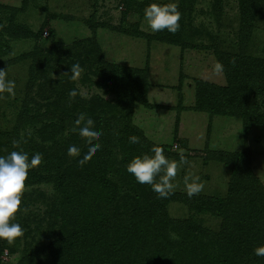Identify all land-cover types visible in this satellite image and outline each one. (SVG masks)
I'll return each instance as SVG.
<instances>
[{
  "label": "rangeland",
  "instance_id": "rangeland-1",
  "mask_svg": "<svg viewBox=\"0 0 264 264\" xmlns=\"http://www.w3.org/2000/svg\"><path fill=\"white\" fill-rule=\"evenodd\" d=\"M124 1L0 0V26L3 25L0 27V68H6L7 78L15 81L14 96L0 94V155L21 149L28 152L33 142L46 156L49 152L46 150L52 145L41 141L37 129L48 118H66L65 122L58 123L64 124L61 133L66 136L75 133L73 121L80 112L91 117L104 114L95 103L98 98L114 103L113 93L103 82L104 73L94 64L97 52L91 55V47L95 46L108 63L140 68L148 64L150 106L134 103L130 118L155 145H164L184 157L186 162L177 172L173 192L186 194L183 176L196 173L204 184L203 191L196 196L226 193L231 162L210 157V151L216 155L223 151H245L249 167L264 186V126L254 124L244 133L238 118L211 117L192 109L194 79L225 83L223 73L214 71L213 47L238 51V0H176L181 22L175 39L181 43L170 41L167 31H162L166 41L157 39L159 32L147 26L143 15L127 10ZM131 1L144 0H128ZM12 22L25 24L34 32L40 30V36L12 37L4 29ZM49 30L54 31L53 37ZM34 45L42 50V55L39 69L31 80L28 72L31 58L19 56L32 51ZM245 51L264 56V3L255 10ZM85 55L89 58L82 62ZM76 62L82 71L72 79L69 71ZM71 89L78 90L75 98L69 97ZM24 103L29 107L27 115L23 113ZM76 135L77 143L83 140L84 144V138ZM14 140L20 143L13 145ZM114 153L115 158H121L118 148ZM121 167L122 163L112 166L116 174L111 176L119 182L114 193L92 185L74 192L67 182L70 180L65 181L66 189L58 193L53 182L25 184L21 204L12 221L18 222L24 232L11 243L0 239V264H53L50 242L70 231L71 223L73 227L75 221L88 218L96 221L97 216L113 213L118 207L125 208L126 198L135 191V185L131 176H126L124 163ZM72 193L76 194L73 198L69 196ZM62 201L66 208L62 207ZM166 209L170 217L189 219V225L193 223L202 228L196 235L187 229L177 232L178 226L168 230L159 263L216 264L218 257L200 255L204 251L201 249L209 247L211 241L202 237L200 243L206 247L200 250L195 244H199L202 235L208 234L206 231H216L221 219L208 211H195L181 200H170ZM93 210L96 213H91Z\"/></svg>",
  "mask_w": 264,
  "mask_h": 264
},
{
  "label": "trees",
  "instance_id": "trees-1",
  "mask_svg": "<svg viewBox=\"0 0 264 264\" xmlns=\"http://www.w3.org/2000/svg\"><path fill=\"white\" fill-rule=\"evenodd\" d=\"M125 1L123 4L127 10H135L141 15L143 8L151 2ZM263 3L264 0H238V51L224 50L216 45L213 47L216 61L224 65L222 73L225 83L216 84L204 79H194L192 109L206 112L211 117L238 118L242 122L244 133L254 124L264 126V56L245 51L250 23L256 8ZM4 29L15 38H38L41 33L40 30L34 32L29 26L19 22L9 23ZM162 31H158L157 39L166 41ZM177 33L179 32L170 33V41L180 42V39H175ZM49 35L53 37L54 31L49 30ZM41 51L34 45L32 51L19 56L31 58L28 69L31 80L39 69ZM92 53L97 55L94 57V64H98V70L104 73V84L114 95V103L111 104L98 98L95 103L103 109L104 114L91 117L96 126L103 130L99 138L101 148L83 164H78L79 157L68 155L69 140H72L71 144L81 148V153L86 150L85 143L83 144V140L77 143L79 137L76 133L63 136L61 132L64 131V124L58 123L65 122L66 118H48L44 124L41 122L43 125L37 129V134L41 136L42 142L52 146L46 150L49 151L46 156L42 154V162L28 170L25 184L53 182L54 190L58 193L66 189L65 181L70 180L67 182L73 186L74 192L92 185L93 188L102 186L114 193L119 182L111 176L116 172L112 166L122 163L123 168V163L126 166L132 156L148 152L155 145L131 123L130 118L134 103L150 106L147 100L148 64L140 68L108 63L102 59L95 46L91 47V55ZM88 58L85 55L82 62ZM180 101L181 99L178 103L182 106ZM22 108L24 115H27L28 104L24 103ZM133 134L140 137L139 143L129 142L128 137ZM158 146L164 149L169 158L181 159V154L167 150L164 145ZM40 148L32 142V148L27 150L29 158L35 152L41 153ZM115 148L119 149L121 158H115ZM209 155L226 163L231 162L230 181L224 195L202 194L189 197L187 194L173 192L167 198H160L150 185L138 183L124 168L126 176H131L130 180L135 185V191L126 198L127 206L123 209L118 207L108 215L97 216L96 221L93 218L75 221L73 227L70 222L72 229L50 242L53 264H160V255L163 254L161 248L166 246L168 230L178 226L177 232L187 229L196 235L202 228L193 223V226L189 225V219L170 217L166 209L170 200H181L195 211H208L221 219L216 231H206L208 234L202 235L198 239L199 244H195L200 250L206 247L200 243L202 237L211 241L209 247L201 249L204 251L200 255L210 254L211 259L218 257L216 264H264V256H257L253 251L264 244V186L249 167L248 154L245 151H223L216 155L210 151ZM63 166L65 171H62ZM75 195L72 193L69 196L73 198ZM61 205L63 208L67 206L63 201ZM93 211L91 213H96Z\"/></svg>",
  "mask_w": 264,
  "mask_h": 264
},
{
  "label": "clouds",
  "instance_id": "clouds-1",
  "mask_svg": "<svg viewBox=\"0 0 264 264\" xmlns=\"http://www.w3.org/2000/svg\"><path fill=\"white\" fill-rule=\"evenodd\" d=\"M181 12L176 0H151L143 8V21L153 31L167 30L175 33L180 28ZM234 62V60H233ZM82 71L78 62L70 67L72 79H76ZM214 71L222 73L224 65L220 61L214 64ZM15 95V81L7 78L6 68H0V94ZM77 89L69 91V97L75 98ZM72 131L84 138L86 150L81 153V148L76 144H70L67 152L69 156L79 157L78 164H83L93 153L101 148L99 138L103 134L101 127L96 126L95 121L85 112H80L73 121ZM129 142L136 144L140 137L130 135ZM19 140H14L13 145H18ZM43 159L42 153L36 152L29 158V153L24 150H12L6 155H0V239H6L9 243L22 236L24 229L14 220V214L21 204V195L25 188L28 170L38 166ZM186 162L181 156L180 161L165 155L161 146L153 145L148 152L134 155L126 163V170L141 184H148L160 198H167L175 189V177L181 165ZM186 194L189 197L203 191L204 184L196 173H188L183 176ZM178 238V237H177ZM255 255L264 256V244L253 249Z\"/></svg>",
  "mask_w": 264,
  "mask_h": 264
}]
</instances>
